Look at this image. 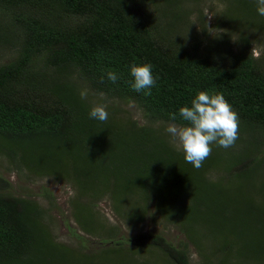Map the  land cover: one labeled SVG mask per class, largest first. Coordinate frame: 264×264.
I'll list each match as a JSON object with an SVG mask.
<instances>
[{"label":"trees","instance_id":"1","mask_svg":"<svg viewBox=\"0 0 264 264\" xmlns=\"http://www.w3.org/2000/svg\"><path fill=\"white\" fill-rule=\"evenodd\" d=\"M163 1V10L151 14L134 0H0V15L9 13L8 22L20 35L14 57L0 64V154L35 176L67 181L82 193L109 188L120 204L140 190L143 199H159L161 212L178 220L195 246L193 228L208 231L215 253L222 252L216 264H225L232 254L247 263L259 262L264 259V204L253 203L238 185L251 181L255 158L241 157L221 168L223 180H211L206 175L220 167L216 158L209 156L195 169L148 126L126 129L109 118L104 123L90 119V110L67 80L76 75L95 92L131 101L151 121L173 123L170 114L175 113L178 125L186 123L179 109L190 106L198 92L220 93L238 113L239 124L264 132L262 57L251 55L244 37L234 53L199 54L207 27L191 33L186 13L165 20L168 5L177 0ZM232 1L229 15L218 17L220 25L211 28L227 26L225 18L264 23V16L256 14V0ZM70 17L77 21L61 24ZM132 64L152 65L158 79L150 96L131 89ZM109 71L118 75L116 83L107 79ZM139 185L142 189L131 190ZM161 195L169 203L165 208ZM42 213L33 201L0 194V264H129L109 257L113 251L108 249L98 259L72 256L51 242L40 223ZM80 217L75 213L80 229L91 232ZM128 242L137 248L156 247L170 264H188L183 250L159 236L140 234Z\"/></svg>","mask_w":264,"mask_h":264},{"label":"rangeland","instance_id":"2","mask_svg":"<svg viewBox=\"0 0 264 264\" xmlns=\"http://www.w3.org/2000/svg\"><path fill=\"white\" fill-rule=\"evenodd\" d=\"M134 1L138 3L141 1V6L147 13L152 14L157 9L163 10V0ZM232 3V0H177L176 3L168 5L170 14L165 20H169V17L174 16L175 13H186L189 14L188 19L193 27L191 33H200V28L207 27L205 28L207 34L205 37H201L203 43L198 49L201 55L214 56L218 51H225V49L229 53H234L239 48V39L244 37L248 41V50L251 55L262 57L261 62L264 66V23L258 22L250 25L248 21H245L246 17L242 18L241 22L234 21L232 23L225 18L227 26H222L219 29H217L218 27L211 28L212 25H220L218 17H222L227 12L229 15ZM232 13L230 16L233 20L235 13ZM8 15L9 13L0 15V36L5 35V42L0 40V64L14 57V46L17 44V51L20 41V35L17 36L19 34L16 31L17 27H11L12 23L8 22L11 18L7 17ZM184 15L183 17H186ZM36 16L39 17L38 14ZM185 19L188 20L187 17ZM76 21V18L70 17L63 19L61 24L71 25ZM182 30L188 31L184 28ZM183 35L184 37L188 36V33ZM67 80L77 91L80 103L85 104L87 109L91 110L97 105H106L109 120L117 124L119 128L128 129L132 125L134 128L139 126L152 128L157 137L165 140L185 161L183 151L172 143V138L166 132L170 122L146 119L131 101H120L104 94L101 96V93L91 90L76 75L69 76ZM82 92L86 94V98H81ZM261 131L260 129L251 131L239 124V139L233 147L224 149L212 145L210 157L216 158L220 167L209 170L206 176L211 180L219 178L223 180V176L226 174L221 168L225 165L233 164L241 157L255 158L256 163L251 167L254 173L251 181L238 182V185L244 186L241 190L246 195L250 193L253 203L262 205L264 204V199L262 200V197L264 198V132ZM226 178L228 179V177ZM0 179L4 181V184L0 183V194L35 202L43 212L40 216V223L48 233L51 242L64 246L72 256L80 260L85 255L92 259H98L100 251L108 249V252L113 251L112 254H108L109 257L129 264H170L167 258L154 246L137 248L129 244L130 238L140 234L159 236L175 249L183 250L188 264H216V256L222 258V252L215 253L216 248L208 231L203 230L200 226L193 228L194 240L198 244V247L195 246L180 230L178 220H171L167 218L166 213L161 212V206L158 204L159 199H143L142 195L145 194L140 190L125 197L127 199L122 200L120 204L119 201L113 199L117 193L112 192V196L109 188L104 189L99 186L93 188L91 192L82 193L67 181L35 176L18 163L9 161L2 154H0ZM228 186L230 189H234L233 184L229 183ZM135 187L142 189L143 186H133L131 190ZM260 187H263V191L258 190ZM121 195L125 199L124 194ZM161 200H164V195H161ZM166 202L163 201L161 204L163 208L166 207ZM77 212L83 220L90 224L91 232L86 233L80 229L74 220ZM116 243H119L120 246ZM231 249L233 250V248ZM230 257L225 264H264V259L259 262L250 261L247 263L243 259L239 260V258L233 257V254ZM95 264H99V262L95 261Z\"/></svg>","mask_w":264,"mask_h":264},{"label":"clouds","instance_id":"3","mask_svg":"<svg viewBox=\"0 0 264 264\" xmlns=\"http://www.w3.org/2000/svg\"><path fill=\"white\" fill-rule=\"evenodd\" d=\"M257 12L264 16V0H256ZM130 87L137 93L150 96L151 89L156 86L157 77L153 75L151 64L130 66ZM107 79L116 83L119 79L114 71L107 73ZM103 77L101 83H103ZM103 96V93H101ZM81 98H86L84 92ZM106 105H97L89 112V118L99 122H107ZM178 116L186 122L184 125L174 123L177 114H170V123L166 132L172 143L183 151L184 159L195 169H200L204 161L211 155L212 145L229 149L239 139V116L220 93L200 91L191 100L190 106L179 109Z\"/></svg>","mask_w":264,"mask_h":264}]
</instances>
